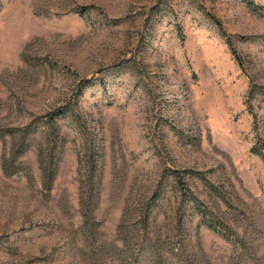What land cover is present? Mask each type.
<instances>
[{
	"label": "rangeland",
	"instance_id": "rangeland-1",
	"mask_svg": "<svg viewBox=\"0 0 264 264\" xmlns=\"http://www.w3.org/2000/svg\"><path fill=\"white\" fill-rule=\"evenodd\" d=\"M0 264H264V0H0Z\"/></svg>",
	"mask_w": 264,
	"mask_h": 264
},
{
	"label": "trees",
	"instance_id": "trees-1",
	"mask_svg": "<svg viewBox=\"0 0 264 264\" xmlns=\"http://www.w3.org/2000/svg\"><path fill=\"white\" fill-rule=\"evenodd\" d=\"M64 115V112H60L49 115V118L47 117L48 122L45 123L46 128H44L40 134L43 139L50 141L51 144L52 142L56 143V145L57 143L62 144L64 142L65 136L62 133L61 128L57 124V119L63 118ZM38 130L39 128L33 124L31 126L27 125L19 131V141L16 146V150L13 153L14 157L24 155L30 149L31 145L35 141L37 134L39 133ZM50 151L52 156H54L52 150ZM174 176L176 179H178V184L180 186L179 189L182 191L184 197H190V199L188 198L189 201H186L185 203H179V208L177 209V218L179 220L178 222L182 221L183 216L187 213H189V216H194L196 214L199 217V224L201 226L213 232L218 231L219 233V230L224 227L220 220L215 218L210 211L203 207V204L198 200L196 196H193L190 189L184 186V184L180 180L179 175L176 174ZM156 194L158 193L156 192ZM188 222L190 223L191 221ZM183 226L184 225H179L178 227L179 229H182Z\"/></svg>",
	"mask_w": 264,
	"mask_h": 264
}]
</instances>
